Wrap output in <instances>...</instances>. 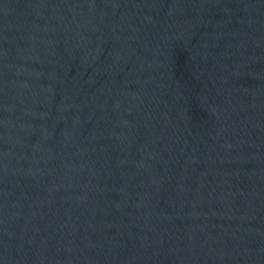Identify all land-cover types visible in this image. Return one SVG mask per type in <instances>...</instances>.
<instances>
[{
    "label": "water",
    "instance_id": "1",
    "mask_svg": "<svg viewBox=\"0 0 264 264\" xmlns=\"http://www.w3.org/2000/svg\"><path fill=\"white\" fill-rule=\"evenodd\" d=\"M0 264H264V0H0Z\"/></svg>",
    "mask_w": 264,
    "mask_h": 264
}]
</instances>
